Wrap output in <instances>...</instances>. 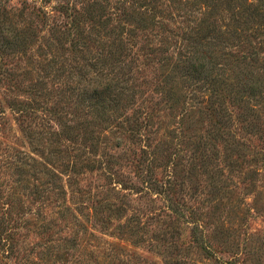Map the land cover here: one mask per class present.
Wrapping results in <instances>:
<instances>
[{
  "label": "rangeland",
  "instance_id": "obj_1",
  "mask_svg": "<svg viewBox=\"0 0 264 264\" xmlns=\"http://www.w3.org/2000/svg\"><path fill=\"white\" fill-rule=\"evenodd\" d=\"M0 264H264V0H0Z\"/></svg>",
  "mask_w": 264,
  "mask_h": 264
},
{
  "label": "trees",
  "instance_id": "obj_2",
  "mask_svg": "<svg viewBox=\"0 0 264 264\" xmlns=\"http://www.w3.org/2000/svg\"><path fill=\"white\" fill-rule=\"evenodd\" d=\"M61 11H63V10H61ZM88 15H89V12H88ZM104 57H105V55H104ZM202 57L205 59L207 58V56L205 54H203ZM209 58H212V56L209 55ZM103 62H104V60H103ZM103 62L101 63L100 66H97V67L92 65L94 69L93 68L90 69V70H92V72H91V77H89L90 79L88 82V84H91V85L88 86V89H86L82 92V94L87 95V97L94 100V102L90 103V105L96 104V105L101 106V107H105V105L107 103H110L111 101H113V99H115V97L118 95L117 90L120 88V86H117L115 84V81L112 79V75H111L112 73L111 72L108 71L107 73H104V66L103 65H105V64H103ZM195 62H197L198 65L193 66V68H194L193 72L194 73L200 75L201 71H206V68H205L206 66L204 65V63L202 64L200 62L199 58H196ZM87 73H88V71L83 73V77L87 78V76H88ZM94 75H96V77H94ZM206 77L207 76L204 75V78H206ZM83 80H85V78H83ZM91 80H92V82H91ZM254 86H255V83L252 82L250 88L253 90ZM48 173L49 174L51 173V177H53V178L58 176L56 173H54V171L52 172V170H49ZM149 182L150 181H148V183ZM155 182H157L156 179H155ZM169 183H170V181L168 182V184ZM154 184H156V183H154Z\"/></svg>",
  "mask_w": 264,
  "mask_h": 264
}]
</instances>
